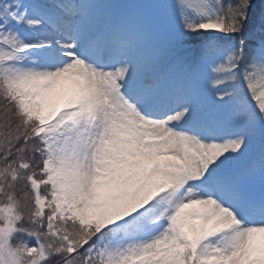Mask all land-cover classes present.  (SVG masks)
I'll return each instance as SVG.
<instances>
[{"label": "snow or ice", "instance_id": "obj_1", "mask_svg": "<svg viewBox=\"0 0 264 264\" xmlns=\"http://www.w3.org/2000/svg\"><path fill=\"white\" fill-rule=\"evenodd\" d=\"M0 264H264V0H0Z\"/></svg>", "mask_w": 264, "mask_h": 264}, {"label": "rangeland", "instance_id": "obj_2", "mask_svg": "<svg viewBox=\"0 0 264 264\" xmlns=\"http://www.w3.org/2000/svg\"><path fill=\"white\" fill-rule=\"evenodd\" d=\"M257 7H259V0H255Z\"/></svg>", "mask_w": 264, "mask_h": 264}]
</instances>
